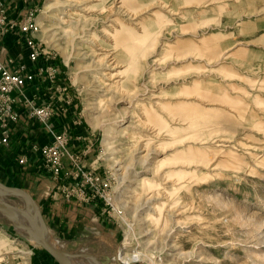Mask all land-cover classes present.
I'll use <instances>...</instances> for the list:
<instances>
[{
    "label": "rangeland",
    "instance_id": "obj_1",
    "mask_svg": "<svg viewBox=\"0 0 264 264\" xmlns=\"http://www.w3.org/2000/svg\"><path fill=\"white\" fill-rule=\"evenodd\" d=\"M25 1L13 16L34 13L35 38L57 69V83L40 81L90 139L73 149L81 165L108 183L110 199L92 200L114 221V238L105 253L76 252L102 264H264V0H57L49 10ZM38 173L50 196L86 201ZM143 176L152 184L138 183ZM36 247L0 212V259L24 264L20 250L31 258Z\"/></svg>",
    "mask_w": 264,
    "mask_h": 264
},
{
    "label": "crops",
    "instance_id": "obj_2",
    "mask_svg": "<svg viewBox=\"0 0 264 264\" xmlns=\"http://www.w3.org/2000/svg\"><path fill=\"white\" fill-rule=\"evenodd\" d=\"M8 3L9 13L12 16L13 14L16 15L17 11L27 4L25 0H9ZM16 39V35L2 38L0 49L4 47L6 55L12 56L17 63H26L29 69L32 70L26 45L23 41ZM49 89L48 81L33 80L28 84L26 93L34 96L38 102H45L49 101L50 97L55 98L54 96H56L48 95L47 91L51 92V89ZM50 101L52 102V100ZM62 104V102H59L57 105ZM17 109L19 119L10 123L12 128L11 145L2 148L0 146V163L2 165L0 170L4 173L2 174L4 179H11L15 185H21L35 198L45 219L47 231L54 236L53 238L56 241L58 240L61 248L76 252L89 249L94 245L98 248V251L102 250V253H105L107 247L105 244L114 238L113 230L115 226L113 220H106L101 216L104 206L100 201L95 199L78 202L76 200H65L62 194L50 196L49 191L52 182L50 183L48 177V179L40 178L38 173L40 171L37 170L38 165L41 163L38 147L50 142L54 132L68 128L73 133L72 150H80L89 146L91 144H89L90 139L88 141L87 136L84 135L82 125H77V121L72 120L74 115L71 114L68 117V114L62 111L56 112V116L52 121L54 123L46 125L38 118L32 117L25 106L17 104ZM68 122H70L69 125L71 124L70 127L67 126ZM22 156L28 159L29 164L27 166L17 163V160ZM67 169H70V171ZM72 170V165L65 161L64 172H72ZM71 177H66L65 183H71ZM28 180L29 182H27ZM29 257L28 259L23 257L24 264H29V259L30 264H58L57 260L42 247H36L33 256ZM4 263H8V258L3 257L0 259V264ZM19 263L22 262L19 261Z\"/></svg>",
    "mask_w": 264,
    "mask_h": 264
},
{
    "label": "built area",
    "instance_id": "obj_3",
    "mask_svg": "<svg viewBox=\"0 0 264 264\" xmlns=\"http://www.w3.org/2000/svg\"><path fill=\"white\" fill-rule=\"evenodd\" d=\"M9 0H0V40L6 36L19 35L27 47V56L31 63L38 64L30 70L26 63H17L12 56L5 54V48L0 49V146L11 145V122L19 119L17 104L25 106L32 117L49 124L56 109L52 102L39 103L34 96L27 95L26 88L33 80H47L57 83V69L50 63L46 52L35 38L38 22L33 12L12 16L9 13ZM44 60L45 63H40ZM72 134L69 129L54 132L50 142L38 147L41 163L38 171L49 176L55 184L62 186L66 196H79L78 199L92 200L101 197L109 200L106 192L108 185L105 178L98 172L81 165V159L76 151L71 149ZM19 161L27 163L22 156ZM73 166L72 172L63 173L64 162ZM71 175L73 181L65 183V178ZM63 182V183H62ZM62 183V184H61ZM56 184V185H57Z\"/></svg>",
    "mask_w": 264,
    "mask_h": 264
},
{
    "label": "water",
    "instance_id": "obj_4",
    "mask_svg": "<svg viewBox=\"0 0 264 264\" xmlns=\"http://www.w3.org/2000/svg\"><path fill=\"white\" fill-rule=\"evenodd\" d=\"M0 185L8 193L19 196L24 203L23 206H19L0 197V212L2 216L13 224H21L33 230L37 235L39 245L49 252L59 264H74L73 258L77 257L91 259L93 262H88L91 264H102L94 255L67 251L51 242L46 235V229L48 228L35 198L24 188L11 186L2 181H0ZM117 262L121 264L119 259H117Z\"/></svg>",
    "mask_w": 264,
    "mask_h": 264
},
{
    "label": "bare ground",
    "instance_id": "obj_5",
    "mask_svg": "<svg viewBox=\"0 0 264 264\" xmlns=\"http://www.w3.org/2000/svg\"><path fill=\"white\" fill-rule=\"evenodd\" d=\"M125 1V0H124ZM57 5H59L58 3H57V0H46V8L49 10V9H54L55 7H57ZM126 6V5H125ZM59 7V6H58ZM58 9H60V8H58ZM52 15H54V13L52 14ZM87 34V33H86ZM89 34V33H88ZM89 36L90 35H88L87 37H88V39L86 38V36L84 35V37L86 38V41H89L90 39H89ZM29 60V59H28ZM128 126H130V124H126L125 126H123V127H121V128H118L116 131H115V133L116 134H119V133H121L125 128H127ZM113 131L112 130H110V131H108L107 132V135H106V143H108V144H112L113 143V141H112V135H111V133H112ZM114 135V134H113ZM11 136H12V134H11ZM46 144V143H45ZM44 145V144H43ZM138 150H140L139 148H138ZM140 151H144V149H142V150H140ZM139 151V152H140ZM145 152V151H144ZM148 154H149V151H146L144 154H141V156H142V158H140V159H142L144 162H145V160H146V158H147V156H148ZM140 156V155H139ZM139 158V157H138ZM156 163V165H161L162 163V161H160V160H156L155 161ZM64 169H65V162H64V165H63V173H65L64 172ZM72 169H73V166H72ZM170 176H164V178L166 179V178H169ZM63 183V182H62ZM61 183V184H62ZM138 183H140V184H145V183H148V184H152V180H151V178L150 177H148V176H143V177H141L139 180H138ZM157 185H159L158 183L157 184H155V186H157ZM152 187V186H151ZM172 187V186H171ZM166 188V187H165ZM157 189V187H155L154 188V190H151L150 192H148V193H150V195L148 196V197H146V200H145V202L146 203H149L150 204V202L152 201V199H154L155 198V195H156V190ZM131 192H132V190H131ZM9 195H14V194H11V193H8L5 189H3V187L0 185V197H2L4 200H6V201H9V202H13L11 199H10V197H9ZM71 197H74V195H72ZM217 202H219V201H217ZM16 203V202H15ZM146 203H145V205H146ZM215 203V202H214ZM148 204V206H150ZM179 205V204H178ZM154 206H156V207H154ZM154 206H150L148 209L149 210H151V211H155V208H157L158 206L157 205H154ZM177 206V205H176ZM217 205H215V207H216ZM182 207V206H181ZM182 211V210H181ZM181 212L179 211V212H177V214H180ZM151 214H153V213H151ZM238 215H239V213H238ZM234 216V215H233ZM240 216V215H239ZM238 216V217H239ZM233 219L234 220H237V217L235 216V217H233ZM182 221V220H181ZM175 223H177V222H175ZM238 223V222H237ZM21 229H23L25 232H26V235H27V237L29 236L33 241H35V242H38V238H37V235H36V233L33 231V230H31V229H29V228H27V227H25V226H23V225H21V224H17ZM178 226V225H177ZM248 226V225H247ZM207 227V226H206ZM258 228V227H257ZM253 229V228H252ZM255 229V228H254ZM183 230V229H182ZM181 230V231H182ZM252 231V230H251ZM257 232H259V231H257ZM260 232H262V231H260ZM249 233V232H248ZM46 235H47V237L51 240V242H53V243H55L56 245H58V243H57V241L55 240L54 241V239H53V237L49 234V233H47V229H46ZM253 236H255V235H253ZM59 246V245H58ZM21 252H22V256L24 257V259H28V257H29V253L30 252H28V251H26V250H20ZM84 253H87V254H91V253H88V252H84ZM252 254V253H251ZM92 255V254H91ZM139 256V253L137 252V250L135 251V252H132V254H131V257L132 258H137ZM119 257L121 258V259H123V260H125V261H127L128 260V256L127 255H125L124 254V252L122 251V250H120V254H119ZM74 259V264H82V262H84V261H82V260H79V259H76V258H73ZM161 259V258H160ZM254 259V258H253ZM252 259V260H253ZM90 261L91 262H93L91 259H90ZM154 262V264H163L161 261L159 262H157V261H153ZM254 262H255V259H254ZM85 264V263H84ZM91 264V263H90ZM153 264V263H152Z\"/></svg>",
    "mask_w": 264,
    "mask_h": 264
}]
</instances>
